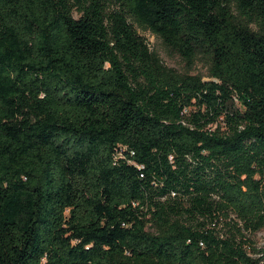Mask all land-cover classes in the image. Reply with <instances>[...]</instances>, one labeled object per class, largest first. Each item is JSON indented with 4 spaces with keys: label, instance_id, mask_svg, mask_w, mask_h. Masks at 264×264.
<instances>
[{
    "label": "trees",
    "instance_id": "16d2710c",
    "mask_svg": "<svg viewBox=\"0 0 264 264\" xmlns=\"http://www.w3.org/2000/svg\"><path fill=\"white\" fill-rule=\"evenodd\" d=\"M263 230L264 0H0V264H264Z\"/></svg>",
    "mask_w": 264,
    "mask_h": 264
},
{
    "label": "rangeland",
    "instance_id": "374dc122",
    "mask_svg": "<svg viewBox=\"0 0 264 264\" xmlns=\"http://www.w3.org/2000/svg\"><path fill=\"white\" fill-rule=\"evenodd\" d=\"M140 33L142 36L148 39L152 49L156 50L159 53L163 63L167 67L176 69L179 72H185L189 70V67L186 65V63H184L182 59H180L178 56L170 55L168 52H166L161 47L160 42L153 35L147 32L145 33L140 32ZM191 71L194 75L205 76L207 74V70L202 64L196 65L195 67L192 68ZM255 242L259 249L261 250L264 249V230L255 236Z\"/></svg>",
    "mask_w": 264,
    "mask_h": 264
}]
</instances>
